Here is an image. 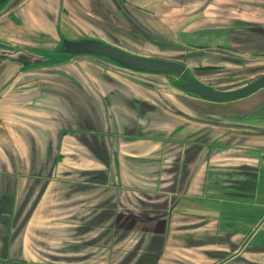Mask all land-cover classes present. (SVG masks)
Listing matches in <instances>:
<instances>
[{
  "label": "crops",
  "instance_id": "0c3cea01",
  "mask_svg": "<svg viewBox=\"0 0 264 264\" xmlns=\"http://www.w3.org/2000/svg\"><path fill=\"white\" fill-rule=\"evenodd\" d=\"M10 1L0 5V264H264V86L176 104L183 120L159 111L158 86L109 79L176 76L61 53L63 40L85 38L146 57L165 47L206 84L194 71L264 55V0ZM128 27L150 52L106 37Z\"/></svg>",
  "mask_w": 264,
  "mask_h": 264
},
{
  "label": "rangeland",
  "instance_id": "374dc122",
  "mask_svg": "<svg viewBox=\"0 0 264 264\" xmlns=\"http://www.w3.org/2000/svg\"><path fill=\"white\" fill-rule=\"evenodd\" d=\"M18 1L19 0H11L10 3H12V2L16 3ZM201 1H203V0H201ZM10 3H9V5H10ZM102 24L106 28V21L103 23L100 22L99 26L102 27L103 26ZM89 26L91 28H93V24L89 23ZM133 29L134 28L128 27L127 33L125 31H123V33H122V32H120V29H116V31H114L112 33H114V35L118 39L117 38H111L110 36H106V37H108V39L109 38L114 39L116 41L115 44L119 45L122 48H126V49L130 50L131 52H134V51L135 52H137V51L143 52V53L144 52L145 53L150 52V51H146V50L142 49V47L145 46V43H143V42H145L144 41L145 39H142L140 37H136V35L133 33ZM121 40L124 42H121ZM140 40H142V42H140ZM146 47H150V49L152 48L148 44ZM0 53L5 54V52H0ZM61 53L66 54L63 51H61ZM152 54L155 56H159L156 58H160V57H162V59L169 58V60H172V59L176 60L177 59L178 61L185 62V64H186V59H185L186 57L183 54L181 55L180 53L178 54L176 52L170 51L165 47H164V49L152 51ZM67 55H70V54H67ZM261 55L262 54L256 55V56L259 57ZM90 56H92V55H90ZM250 58L247 60L242 59V58H234L233 63L236 65L231 64V65H227L225 67L224 66H218L217 67L218 70H216V71H202V72L194 71L195 72L194 74L197 77H199L200 79H202L208 86H210L212 88H216V89L238 88L240 86H243V85L255 80L256 78H258L260 75H262L264 73V55H262V57L256 58V59L255 58L250 59ZM94 60L99 62L98 59H94ZM110 66H112V65H110ZM112 67H114V66H112ZM109 74L112 76L109 78L112 82L115 81L114 78L121 79L120 81L125 82L128 87L140 84V85L144 86L146 89L150 90V88H153L154 86H158L157 87L158 90L154 91V93L158 97V99L155 100V104L157 106H159V111L163 110V112H165L169 109L170 113H174V114L179 115L178 106L176 104H178L182 107L183 106L186 107L188 105H191L193 107L194 105L192 103L194 102V97H197L195 95L188 93L189 96H193V98L190 97L191 99H188L187 97H189V96H187L186 94H183L185 92H183L179 89V84L181 83V80L179 77H177V78L167 77L168 79L167 78H154V77L149 78V76H146V75L141 76V74H131L128 71L118 72V73H115L112 71ZM138 75H140V76H138ZM123 78L126 79V81H123L122 80ZM147 85H149V86H147ZM175 95H177L181 98H176ZM167 97H170L175 102V104L173 105L171 103H168V100L166 99ZM179 116L182 118L181 115H179ZM181 118H178V120L181 121ZM182 119L186 120V118H182ZM262 237L263 236H261V235L258 236L256 238V241L261 240Z\"/></svg>",
  "mask_w": 264,
  "mask_h": 264
},
{
  "label": "water",
  "instance_id": "95a60500",
  "mask_svg": "<svg viewBox=\"0 0 264 264\" xmlns=\"http://www.w3.org/2000/svg\"><path fill=\"white\" fill-rule=\"evenodd\" d=\"M7 0H0V5ZM62 51L70 55L104 57L128 70L151 74L174 75L181 80V89L210 101H231L245 97L264 86V73L255 80L234 89L212 88L191 75L182 62L128 53L96 39L63 40Z\"/></svg>",
  "mask_w": 264,
  "mask_h": 264
},
{
  "label": "trees",
  "instance_id": "16d2710c",
  "mask_svg": "<svg viewBox=\"0 0 264 264\" xmlns=\"http://www.w3.org/2000/svg\"><path fill=\"white\" fill-rule=\"evenodd\" d=\"M215 89H216V88H215ZM219 90H228V89H221V88H220Z\"/></svg>",
  "mask_w": 264,
  "mask_h": 264
}]
</instances>
